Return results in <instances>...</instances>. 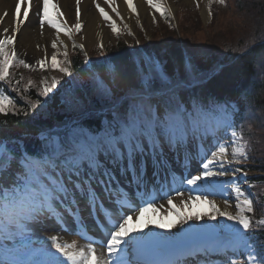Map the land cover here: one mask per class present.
Segmentation results:
<instances>
[{"label":"snow or ice","instance_id":"1","mask_svg":"<svg viewBox=\"0 0 264 264\" xmlns=\"http://www.w3.org/2000/svg\"><path fill=\"white\" fill-rule=\"evenodd\" d=\"M107 2L111 4L112 0ZM23 3L19 0L16 5L11 33L5 27L0 38V84L18 94L16 98L22 99L26 107L19 108L16 100L0 88V115H28L31 109L35 112L33 119H37L49 111L48 101L30 99L28 94L35 89L38 97L54 98L60 79L44 77L39 85L31 78L15 79L9 72L13 61L33 71L58 70L70 80L75 76L67 45L63 60H58V50L50 61L45 54L35 64L17 57L14 45L23 25ZM148 3L165 15L161 3ZM219 3L224 5L225 0ZM211 4L209 0V15ZM49 5L50 0H42L38 22L41 29L47 22L56 30L57 38L51 43L57 49L58 44H64L59 40L61 33L69 37L74 33L62 19L64 13L59 7L52 4L55 15H50ZM127 6L132 13L137 12L132 0H127ZM95 7L118 35L116 20L99 3ZM111 10L120 16L114 6ZM23 16L28 18L27 10ZM76 18L74 28L80 32V0H76ZM125 28L132 34L128 25ZM260 42L264 43V36ZM73 47L83 50L84 44L74 41ZM99 47L103 50L102 42ZM84 55L87 56L86 51ZM108 60L115 66L107 65ZM123 64L118 57H105V61L97 62V74L91 80L85 77L80 85L64 92L62 101L71 112L69 120L60 128L42 129L37 137V151L30 152L22 138L8 139L0 126V264H213L215 257L220 258L221 264H264V249H258L249 235L254 227L249 215L254 211L253 199L241 187L247 173L235 166L249 157L250 141L242 130H236L237 117L241 121L245 117L240 116L237 106L193 92L222 66L200 72L190 60L183 73L176 74L149 59L129 76L124 73ZM254 71L257 77L264 74V60ZM129 80L132 82L127 83ZM121 81L125 87L120 86ZM97 108L103 109L99 116ZM209 115L211 119H205ZM93 121L98 123L94 126ZM6 123L5 119L3 124ZM224 136L231 138V147L222 140ZM190 146L195 148L194 153ZM168 152L175 154L180 165V186H193L191 194L184 198V192L177 187L175 194L182 198L180 203L166 194L168 207L160 220L145 219L147 213H160L164 208L155 203L164 199L159 195L156 179L162 183L175 173L168 167ZM193 161L200 166L198 173L187 178L184 173L190 174ZM149 163L152 179L148 177ZM225 177L229 179L226 181ZM203 182L217 195L234 192L238 211L229 210L227 196L223 207L209 199L203 194ZM150 185L157 189L156 196L150 195ZM81 204L86 206L101 236L108 237L100 241L106 255H98L92 244L78 247L75 241L62 242L56 235L38 238L39 227L49 219L64 231L86 236L90 230ZM198 205L206 207L201 209ZM173 216L175 219H170ZM221 219L231 223L221 224ZM200 221L204 223H196ZM212 221L216 223H209ZM257 223L264 226V220ZM193 224L195 229L180 239H170V234L154 232L150 227L180 231L186 225L191 229Z\"/></svg>","mask_w":264,"mask_h":264},{"label":"trees","instance_id":"2","mask_svg":"<svg viewBox=\"0 0 264 264\" xmlns=\"http://www.w3.org/2000/svg\"><path fill=\"white\" fill-rule=\"evenodd\" d=\"M226 1L231 4L232 9L229 11L233 10L227 14L231 16L229 20L235 24L234 30L227 29L217 34H205L196 42H193V36L186 34L187 39L181 43L175 29L171 26L170 18L164 16L163 28L158 30L170 31L172 37L167 41L159 42V44L158 42L152 43L155 53L153 58H148L143 52L141 44L137 42L130 46L125 41H118L111 50L105 53L104 58H98L96 63L88 61L82 50L79 47H74L71 67L75 79L70 80L58 70L43 73L49 78L55 76L60 79L58 94L51 99L38 97L37 90L34 89L28 95L30 99H40L42 103L48 101L49 111L37 119H33L35 112L31 109H28V115L9 114L7 117L0 115V126L4 128V136L13 141L22 138L30 152L37 151L39 146L37 137L42 129L60 128L64 122L69 120L71 112L66 109L62 101L64 92L71 91L80 85L85 77L91 80L93 75L97 74L95 71L97 62L105 61V57L120 58L124 62L123 71L129 76L135 72L142 61L149 59L160 63L169 72L176 74H182L184 67L190 60H194L200 72H210L213 66L219 64L222 67L210 79L195 87L193 92L209 95L220 102L226 101L237 106L240 116L245 117L243 121L237 117L238 127L236 130H242L245 139L250 141L248 150H251L252 160L256 164V167L248 165L242 167L246 171H250L247 180L257 198L260 209L251 230L252 240L258 249H264V226L255 223L264 217V175L253 176L251 174L252 170L264 173V74L257 77L254 71V69L259 68L261 61L264 60V43L260 42V38L264 36V0H246L254 2L253 7L248 11L235 6L239 0ZM106 64L115 66L111 60L106 61ZM9 72L15 79H20L21 76L25 80L31 78L38 85L43 78V75L37 74V72H28L18 64L11 66ZM77 73L80 75H76ZM69 80L70 83H65ZM131 82L129 80L127 83ZM120 86L125 87V82L121 81ZM0 88H3L7 95L16 100L19 108L26 107L22 99L16 98L18 94L2 84H0ZM245 97H247L246 102ZM102 111L103 109L97 108V116ZM209 117L210 115L206 116L205 119H209ZM5 119L7 120L6 125L3 124ZM92 123L95 126L98 121Z\"/></svg>","mask_w":264,"mask_h":264},{"label":"rangeland","instance_id":"3","mask_svg":"<svg viewBox=\"0 0 264 264\" xmlns=\"http://www.w3.org/2000/svg\"><path fill=\"white\" fill-rule=\"evenodd\" d=\"M104 3H106L108 6H110L111 8L113 7V5L116 4V0H112V3L109 4L107 2V0H102ZM148 1V0H147ZM245 1V2H243ZM259 1V0H257ZM154 2H158L161 3L166 11H165V15L164 16H168L171 18V22L173 23L174 27H176L175 31L176 34L178 36V38L184 42L187 38H186V34H189L191 36H193L194 41L196 42L199 38H201L202 35L205 34H217L220 33V31L223 30H234L235 28V24L234 22H232L231 20H229V18H231V16L227 13H231V4L228 3V5H222L219 3V0H212V4H211V15H209V0H174L173 2H171V0H154ZM253 3L252 1H246V0H242V1H238L236 2L235 6H238V8H242L243 10H250L253 7ZM235 6H232L233 8H237ZM148 7H149V11L147 13H142L141 9L137 8V12L133 13L130 12V19L129 21L124 20V18L120 15H113L111 14L110 16L113 17L114 20H116L118 27L120 28V32L117 35L116 33H114L111 29V22L110 21H105V24L107 25L108 29H107V36L106 37H101L98 38L96 40V42H94L91 45H87L84 41L81 42L80 38L82 37V33L80 32H76L74 25L77 22V18L76 15L72 16L69 20H67L66 22L68 23L69 27L73 29V37H69L67 34L65 35L68 43L66 41H64V44H59L57 49H53L52 48V40L51 41H45L41 47V50L43 51L42 54L40 55H35L34 53H31V55L29 56L27 52H22L20 51L19 47H18V41L16 39L15 42V50H16V54L17 57L19 59H23L25 60L27 63L29 64H35V62L40 59L43 58L45 56V54H47L48 59L50 61L51 55L53 52H56L57 50L59 51V55H58V59H64L63 56V52H64V45H67V50H68V54L69 51L71 49V46L73 44V42L75 41L76 44H84V51L87 52L88 57L91 59L93 57V55L95 54L96 56H100L99 54H101L104 50H109L111 49L116 42L119 39H124L126 40L128 43L132 44L133 42H140L142 45V49L143 52L148 56V57H152L153 56V51H152V43L154 44L155 42H163V41H167L168 39H170L171 36V32L167 31V30H162L159 31L158 29L163 28L162 25H164V16H162L160 14L159 11H157L156 9H154L149 3H148ZM36 12L38 13V11L36 10ZM212 13L214 14V16L212 15ZM121 17L123 19H121ZM23 21L27 22V19L22 18ZM163 20V21H162ZM38 21V15L35 18V22ZM80 21H81V17H80ZM82 22V21H81ZM47 24V22H46ZM48 25V24H47ZM125 25H128V28H130L131 33L129 34V31L127 28H125ZM160 26V27H159ZM158 30V32H157ZM193 30V33H192ZM209 31H212V33H209ZM188 32V33H187ZM65 34V33H64ZM4 35V34H3ZM3 35L0 34V38H3ZM158 39V40H157ZM157 40V41H155ZM103 43L104 47L103 50H101V48L99 47L100 43ZM181 42V43H182ZM191 44H194L191 42ZM154 48V47H153ZM13 64H16L15 61H13ZM23 67V66H22ZM24 68V67H23ZM26 70H28L29 72H34L31 69L25 68ZM38 73H43L46 70H35ZM48 71V69H47ZM222 140L226 143H228L229 147H231V138L228 136H224L222 137ZM237 166V165H235ZM199 165L196 163L194 167L191 168V172L189 175H187V178H191V175H195L198 173L199 170ZM175 171L179 174L180 173V168L176 167L174 168ZM185 175V173H184ZM241 174L238 173V176H240ZM171 176V175H170ZM186 176V175H185ZM172 177V176H171ZM224 180H228V177L223 178ZM180 177L176 179L177 183H179ZM204 183V189H203V194H207L209 196V199H214L216 200V202L219 201H224V199L229 198L230 202H234L236 203L235 206L232 208V210L234 213L238 211V207H237V198L235 196L234 192H228L225 195H217L214 194V189L207 185L206 182ZM178 186H180V183L178 184ZM245 186L244 183L241 182V187ZM181 187V186H180ZM183 188H180V191L184 192L185 196L184 198H186L189 194H191L190 190L192 189L193 186L187 185L186 183L182 186ZM219 186H217L218 188ZM227 187V185H226ZM246 194H249L250 197L253 199V206L256 205L255 203V199L253 197V195L247 191V189L243 190ZM155 195V192H153ZM161 193V192H160ZM172 199L174 200L175 203L179 204L181 201V197L176 196L175 191L172 192L171 194ZM167 198V195H166ZM157 204V207L160 206V204H158L157 202H155ZM161 205H164V208L160 209V213H147L146 214V219L148 217H151L153 219L156 220H160V216L161 214L165 211V209L168 207L166 204L161 203ZM198 208L203 209L204 207H206L205 205H198ZM170 219H175V217H171ZM167 222V221H165ZM203 221L200 222H196L197 224L201 223ZM192 223V222H190ZM211 224H214V222H210ZM220 223H225L222 219L220 220ZM47 221H45V223L43 225H41L39 227V237L38 238H45V237H50L52 235H56L59 237L60 240H66L67 242L71 243L73 241L76 242L77 246H80V242L82 241V239L79 237V235H77L75 232L72 234L70 233L68 237H65L63 234V231L61 229H50ZM195 226V224H194ZM152 228V230L154 232L157 233H161V234H170L169 238L170 239H180L182 238L184 235H186L188 232V226H184V229H181L180 231H177L176 229H159L156 228L155 226H150ZM180 226L177 225V228H179ZM145 232L148 231V229L144 230ZM106 238V237H105ZM94 247H97V252H101L102 251V245H94ZM101 250V251H99ZM240 260H243V257H239ZM66 264H68V262H66Z\"/></svg>","mask_w":264,"mask_h":264},{"label":"bare ground","instance_id":"4","mask_svg":"<svg viewBox=\"0 0 264 264\" xmlns=\"http://www.w3.org/2000/svg\"><path fill=\"white\" fill-rule=\"evenodd\" d=\"M173 1L174 0H171V2ZM18 3L19 0H0V34L2 35L4 34L3 29L5 27L9 29V33H11L12 29L14 28L15 9ZM96 3H99L101 7H104L105 11L109 12V15L111 14L116 15L115 12L111 10L112 8L108 6L106 3H104L102 0H80V17L83 25L81 29L82 37L80 38V41L81 42L84 41L87 45L93 44L94 42H96L98 38H101L102 36L103 37L107 36L108 27L105 24V21L103 20V16L100 14L99 9L95 7ZM132 3L136 6V8L141 9L142 13H147L149 11L147 0H132ZM52 4H56L59 7L60 11L64 13L62 19L66 21L69 20L72 16L76 15V0H50L49 13L50 15H55V12L52 8ZM113 6L119 11L120 15L124 18V20L129 21L130 19L129 13L131 12V9L127 6V0H116V4ZM26 10L28 11L27 22L23 21L21 31L16 34V39L18 41V47L20 51L27 52L29 56L31 55V53H34L37 56L43 53V51L41 50V48L43 47H41V45L45 41L49 42L57 38L56 30L52 28L50 25H47L46 22L44 24V27L41 29L39 26V22L38 21L35 22V18L37 16L36 10L38 11V13L42 12V0H31V3H29V0H24V3L20 4L21 20L22 18H24L23 13ZM59 40L66 41L68 43L66 36H64L62 33L59 36ZM170 157L171 156H168V158ZM157 171H161V169H157ZM160 184L165 188L166 185L164 181L162 183L160 182ZM150 187L151 190L155 188L154 186L151 185ZM154 191L156 196L157 189ZM159 195L164 196V194L160 192ZM155 202H157L160 205L161 203L166 204V197L164 196V199H159L156 200ZM217 203L223 207V201L218 200ZM230 204L231 207L229 208V210H232V208L235 206V203L230 202ZM81 207L84 208L85 211L87 210L85 205L81 204ZM86 219H87L86 220L87 226H89L88 217ZM134 221H135V216H134ZM69 223H71V221H69ZM56 228H60V227L57 225L51 227L52 230ZM63 233L65 234L64 235L65 237H68L69 234L72 232L63 231ZM132 235L135 236L137 234L133 233ZM88 245L89 243H87L86 241L80 242L81 247L86 248ZM104 251L105 249L104 247H102L101 252L104 253Z\"/></svg>","mask_w":264,"mask_h":264}]
</instances>
